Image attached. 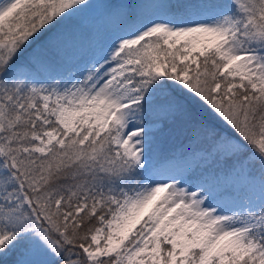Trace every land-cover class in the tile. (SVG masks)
I'll list each match as a JSON object with an SVG mask.
<instances>
[{
    "label": "snow or ice",
    "instance_id": "obj_1",
    "mask_svg": "<svg viewBox=\"0 0 264 264\" xmlns=\"http://www.w3.org/2000/svg\"><path fill=\"white\" fill-rule=\"evenodd\" d=\"M0 264H264V0H0Z\"/></svg>",
    "mask_w": 264,
    "mask_h": 264
},
{
    "label": "trees",
    "instance_id": "obj_2",
    "mask_svg": "<svg viewBox=\"0 0 264 264\" xmlns=\"http://www.w3.org/2000/svg\"><path fill=\"white\" fill-rule=\"evenodd\" d=\"M181 139L175 132L170 129H166L159 138V145L162 149H169V147H174L177 145Z\"/></svg>",
    "mask_w": 264,
    "mask_h": 264
},
{
    "label": "rangeland",
    "instance_id": "obj_3",
    "mask_svg": "<svg viewBox=\"0 0 264 264\" xmlns=\"http://www.w3.org/2000/svg\"><path fill=\"white\" fill-rule=\"evenodd\" d=\"M181 142H182V137H181V139L179 140V142L177 143V145L176 146H174V147H169V149H163L165 152H170V151H173V150H175V149H177V148H179L180 147V145H181Z\"/></svg>",
    "mask_w": 264,
    "mask_h": 264
}]
</instances>
